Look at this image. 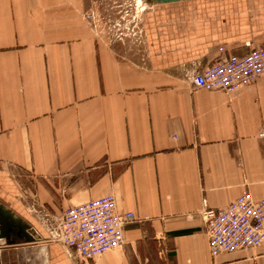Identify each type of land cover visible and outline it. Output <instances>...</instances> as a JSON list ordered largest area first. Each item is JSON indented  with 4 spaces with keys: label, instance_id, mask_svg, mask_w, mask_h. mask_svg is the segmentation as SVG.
<instances>
[{
    "label": "crops",
    "instance_id": "0c3cea01",
    "mask_svg": "<svg viewBox=\"0 0 264 264\" xmlns=\"http://www.w3.org/2000/svg\"><path fill=\"white\" fill-rule=\"evenodd\" d=\"M79 2L0 0V204L20 215V185L52 213L112 195L143 221L95 261L40 246L35 229L36 243L10 234L7 258L264 264V242L211 257L200 214L264 199V75L232 95L188 81L264 45V0L157 4L139 65L100 43Z\"/></svg>",
    "mask_w": 264,
    "mask_h": 264
},
{
    "label": "built area",
    "instance_id": "2783aa9c",
    "mask_svg": "<svg viewBox=\"0 0 264 264\" xmlns=\"http://www.w3.org/2000/svg\"><path fill=\"white\" fill-rule=\"evenodd\" d=\"M264 75V45L243 57H229L188 77L195 89L219 90L228 95ZM211 257L249 250L264 242V199L245 191L221 210L202 207ZM133 213H119L112 195L70 207L56 221L49 240L84 260H95L124 246L123 230L141 223Z\"/></svg>",
    "mask_w": 264,
    "mask_h": 264
},
{
    "label": "rangeland",
    "instance_id": "374dc122",
    "mask_svg": "<svg viewBox=\"0 0 264 264\" xmlns=\"http://www.w3.org/2000/svg\"><path fill=\"white\" fill-rule=\"evenodd\" d=\"M79 4L84 20L93 29L94 36L100 43L107 45L119 58L139 65L146 55L147 15L157 4L146 0H80ZM18 190L21 194L17 200L23 203L24 207L19 214L42 236L38 244L40 246L55 244L50 242L49 233L68 208H55V213H52L48 207L37 203L32 195L33 191L23 189L21 185ZM1 244L2 241H0V264L24 262L22 261L24 255L21 256V253L17 258L16 256L7 258L8 254L6 249L4 250L6 247H1Z\"/></svg>",
    "mask_w": 264,
    "mask_h": 264
},
{
    "label": "water",
    "instance_id": "95a60500",
    "mask_svg": "<svg viewBox=\"0 0 264 264\" xmlns=\"http://www.w3.org/2000/svg\"><path fill=\"white\" fill-rule=\"evenodd\" d=\"M155 4L172 3L180 0H146ZM23 240L24 244L36 243L38 235L33 227L20 215L12 212L8 207L0 204V241L1 247H8L13 243L10 241V234Z\"/></svg>",
    "mask_w": 264,
    "mask_h": 264
}]
</instances>
